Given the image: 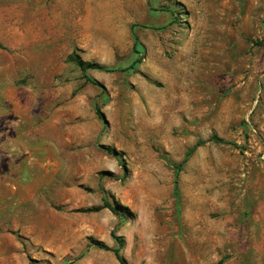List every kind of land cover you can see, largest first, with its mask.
Segmentation results:
<instances>
[{"label": "rangeland", "instance_id": "obj_1", "mask_svg": "<svg viewBox=\"0 0 264 264\" xmlns=\"http://www.w3.org/2000/svg\"><path fill=\"white\" fill-rule=\"evenodd\" d=\"M114 237L264 264V0H0V264H119Z\"/></svg>", "mask_w": 264, "mask_h": 264}, {"label": "trees", "instance_id": "obj_2", "mask_svg": "<svg viewBox=\"0 0 264 264\" xmlns=\"http://www.w3.org/2000/svg\"><path fill=\"white\" fill-rule=\"evenodd\" d=\"M131 34H132V38H133V49L135 50V48L138 46V38H137V36L135 34L134 27L131 28ZM136 53H138V52H136ZM69 60H70V62H72L73 64H75L78 68H80L83 73H86L89 70L106 72V73L114 72V69H112V68H109V67H106V66H103V65H100V64H96V63H92L91 64V63H88V62H83V61H81L80 59H78L75 56L74 57L70 56L69 57ZM140 61H141V56L139 55L137 57V59L134 61L133 65H136V64L140 63ZM95 109H96V113H97L98 117L101 118L102 115H101L98 107L96 106ZM210 141L213 142V143H215V144H229L228 142H226L225 140H223L222 138H220V137H218L216 135L211 136L210 137ZM202 144H203V142H198L195 146H193L189 150V152L187 153L186 158L189 157ZM231 145L234 146V147L237 146L235 144H231ZM106 151L110 155H115L114 151H111L109 149L106 150ZM104 207L107 208L108 210H110L111 212H113L114 214H117L116 210L113 207H111L110 204L104 203ZM114 240L117 243V245L119 246V248L113 249V250L108 249V250H111L113 252V254H114L116 260L119 262V264H128L127 261L120 254V247L122 246L121 239H119L118 237H114ZM98 246H101L102 248L107 249L103 245H99L98 244Z\"/></svg>", "mask_w": 264, "mask_h": 264}]
</instances>
